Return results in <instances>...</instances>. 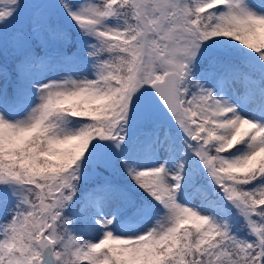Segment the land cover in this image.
I'll return each mask as SVG.
<instances>
[{"label": "snow or ice", "instance_id": "1", "mask_svg": "<svg viewBox=\"0 0 264 264\" xmlns=\"http://www.w3.org/2000/svg\"><path fill=\"white\" fill-rule=\"evenodd\" d=\"M0 264H264V0H0Z\"/></svg>", "mask_w": 264, "mask_h": 264}]
</instances>
